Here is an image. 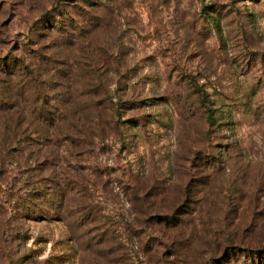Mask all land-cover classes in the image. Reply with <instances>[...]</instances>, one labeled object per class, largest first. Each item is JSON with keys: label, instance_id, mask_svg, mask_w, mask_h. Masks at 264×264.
Here are the masks:
<instances>
[{"label": "rangeland", "instance_id": "rangeland-1", "mask_svg": "<svg viewBox=\"0 0 264 264\" xmlns=\"http://www.w3.org/2000/svg\"><path fill=\"white\" fill-rule=\"evenodd\" d=\"M27 86L57 128L0 129V264L264 250V0H0V98Z\"/></svg>", "mask_w": 264, "mask_h": 264}, {"label": "trees", "instance_id": "trees-1", "mask_svg": "<svg viewBox=\"0 0 264 264\" xmlns=\"http://www.w3.org/2000/svg\"><path fill=\"white\" fill-rule=\"evenodd\" d=\"M17 67H19V65H17L16 61L11 62V64L9 65V68H11V70H12V73H11L12 75L15 73V71L18 70V69H16ZM5 68L7 69L8 65L5 66ZM26 71H28V68H26L25 66H21L19 68V72L17 74L20 75ZM13 86H14V84H12V85L7 84L6 89L9 87L12 88ZM22 91L23 92L21 93V95H22L21 98L23 99L22 102L24 103L25 111H20L17 109L16 105L17 104L19 105V103H17V101H14V98L11 99L10 96H7L6 99H4L2 97L0 98V113L6 114L5 122L0 125V129L3 130L2 147L3 148L8 147L7 151L13 150L17 146H22L21 150H25V152H26V151H28V148L31 146V143H32L29 140L31 135L35 134L41 140L46 139L47 137H49L51 139V137H52L51 134L53 133V130L57 128L56 125H53V123L49 122L44 117V116H46V113L44 111H41V109H39V111H37L36 107L33 105L35 108L34 109L32 107V105L30 104L31 102L34 101V97H33L34 89H33V87L27 86V89H23ZM29 91H31V93H29ZM34 104H37V103L34 102ZM14 106H16V107H14ZM23 113H26V117L29 118L30 120H35V119L41 120V122H43L42 124H44V125H21L20 123L26 119V117H22ZM32 116H34V117L32 118ZM207 118H208V121H210L212 119L211 113L208 115ZM27 142H28V145H27V147H25V144ZM14 144H16L17 146L13 147L12 145H14ZM52 192L53 193L45 195V197H44V202H45L44 206H48L49 208H52L55 204L54 199L56 196V192H55V190ZM41 211L45 212L44 209H42ZM39 212H40L39 210H38V212H36L38 217L43 214V212L42 213H39ZM234 252H235V249L227 248V249H225V252H224L222 258L229 257L228 259L230 260L231 254ZM242 252H247V254H248V263L247 264H264V260L262 259V256H264V254H263L264 250H255V251L243 250Z\"/></svg>", "mask_w": 264, "mask_h": 264}]
</instances>
